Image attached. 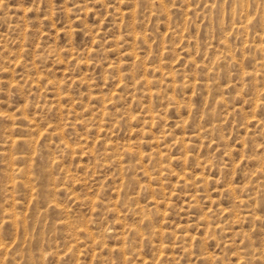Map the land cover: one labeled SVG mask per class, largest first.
Instances as JSON below:
<instances>
[{
    "label": "rangeland",
    "instance_id": "1",
    "mask_svg": "<svg viewBox=\"0 0 264 264\" xmlns=\"http://www.w3.org/2000/svg\"><path fill=\"white\" fill-rule=\"evenodd\" d=\"M263 49L264 0H0V264H264Z\"/></svg>",
    "mask_w": 264,
    "mask_h": 264
},
{
    "label": "bare ground",
    "instance_id": "2",
    "mask_svg": "<svg viewBox=\"0 0 264 264\" xmlns=\"http://www.w3.org/2000/svg\"><path fill=\"white\" fill-rule=\"evenodd\" d=\"M241 26H243V25H241ZM247 27V26H246ZM239 30H241L240 28H238ZM246 30V29H245ZM223 46V45H222ZM226 47V46H225ZM228 47V46H227ZM229 48V47H228ZM229 50V49H228ZM260 50H261V48H260ZM264 50V49H263ZM227 53V52H226ZM220 56V55H219ZM223 56V55H222ZM217 62H221V64H223L224 63V61H217ZM216 62V63H217ZM223 62V63H222ZM219 64V63H218ZM202 66V65H201ZM221 65H219V67H220ZM209 68V67H208ZM208 68H205V69H208ZM154 73H156V72H154ZM159 73V72H158ZM176 74V73H175ZM196 77V76H195ZM175 78V77H174ZM176 79V78H175ZM192 79H194V77L192 78ZM140 80V79H139ZM148 80V79H147ZM164 80H165V78H164ZM144 81L145 82H147L145 79H144ZM144 81H143V84H144ZM171 81V80H170ZM177 82V81H176ZM155 83H156V81H155ZM181 83H182V81H181ZM198 83V82H197ZM196 83V84H197ZM141 84H142V82H141ZM146 84V83H145ZM166 84V83H165ZM178 84V83H177ZM158 85V84H157ZM192 85V84H191ZM135 87H137L136 85H135ZM184 87V86H183ZM192 87V86H191ZM199 87V86H198ZM205 87H207V86H205ZM146 88V87H145ZM162 88V87H161ZM141 89H143V88H141ZM208 89V88H207ZM144 90V89H143ZM156 92V91H155ZM153 96H154V94H153ZM154 99V98H153ZM152 99V100H153ZM159 99V98H158ZM169 99H170V97H169ZM217 104V103H216ZM219 105V104H218ZM217 106V105H216ZM224 106V105H223ZM223 108V107H222ZM213 115V114H212ZM160 120H162V119H160ZM31 124V123H30ZM7 142V141H6ZM158 146V145H157ZM129 147V146H128ZM133 149V148H132ZM125 150V149H124ZM133 151V150H132ZM134 152V151H133ZM126 153V152H125ZM135 153V152H134ZM122 155H123V153H122ZM124 156H125V154H124ZM56 158V157H55ZM122 162V161H121ZM118 163V162H117ZM119 164V163H118ZM123 164V163H122ZM121 166H123V165H121ZM124 167V166H123ZM47 168V167H46ZM119 169H120V167H119ZM134 169H135V167H134ZM47 173V172H46ZM49 176V175H48ZM259 176V175H258ZM127 185V184H126ZM263 186V185H262ZM257 188V187H256ZM242 189V188H241ZM243 190V189H242ZM246 191V190H245ZM9 196V195H8ZM54 207H55V205H54ZM137 208V207H136ZM137 210V209H136ZM141 211V213H142V210H140ZM136 213V212H135ZM134 213V214H135ZM250 214V213H249ZM248 218V217H247ZM218 227V226H217ZM134 229V228H133ZM222 230V229H221ZM134 232V231H133ZM125 235V234H124ZM123 238H124V236H123ZM2 251V250H1ZM252 255V254H251ZM244 259H246V258H244ZM264 259V258H263ZM252 260V259H251ZM254 260V259H253ZM263 264V263H262Z\"/></svg>",
    "mask_w": 264,
    "mask_h": 264
}]
</instances>
